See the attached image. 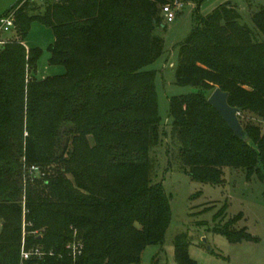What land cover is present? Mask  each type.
<instances>
[{
  "label": "trees",
  "instance_id": "1",
  "mask_svg": "<svg viewBox=\"0 0 264 264\" xmlns=\"http://www.w3.org/2000/svg\"><path fill=\"white\" fill-rule=\"evenodd\" d=\"M176 1L195 5L176 84L199 89L170 100L180 167L211 184L224 183L225 168L264 182L262 126L239 116L244 142L208 103L219 87L241 115L264 118V5L249 26L231 0L207 14L206 0H17L6 11L15 36L0 51V264H21L23 243L44 252L30 264H141L164 242L171 208L153 179L161 116L147 67L164 53L163 7ZM35 20L52 29L50 63L65 73L37 78L42 50L25 45ZM240 217L218 228L231 242L253 238L231 229ZM186 246L178 236L176 260L195 264Z\"/></svg>",
  "mask_w": 264,
  "mask_h": 264
},
{
  "label": "rangeland",
  "instance_id": "2",
  "mask_svg": "<svg viewBox=\"0 0 264 264\" xmlns=\"http://www.w3.org/2000/svg\"><path fill=\"white\" fill-rule=\"evenodd\" d=\"M239 7L241 22L253 26L251 15L264 0H231ZM17 0H0V13ZM203 10V8H201ZM195 5L188 3L176 11V18L163 32L164 53L147 69L156 72L158 111L161 116V143L152 151L155 160V182L163 184L170 201L171 221L162 244L149 245L142 253L141 264H179L175 255V241L183 236L188 256L195 264H264V182L257 175L247 178L244 170L225 168L224 183L211 184L191 179L181 169L179 142L172 135L170 100L174 96L199 92L192 86L176 84L175 70L178 65V43L191 31L195 20ZM15 36L14 28L0 32V38L8 40ZM55 36L51 28L41 21L32 22L25 45L39 47L42 55L38 61L36 76L65 73L62 65L50 63V45ZM3 45L0 43V51ZM246 123L251 120L264 129V118L251 112L239 115ZM232 230L246 229L253 238L231 242L220 232L230 221ZM2 222L0 221V232Z\"/></svg>",
  "mask_w": 264,
  "mask_h": 264
},
{
  "label": "built area",
  "instance_id": "3",
  "mask_svg": "<svg viewBox=\"0 0 264 264\" xmlns=\"http://www.w3.org/2000/svg\"><path fill=\"white\" fill-rule=\"evenodd\" d=\"M183 6L184 4L178 1H176L174 4L165 5L163 7V11L167 21L173 22L176 18V11L181 9ZM14 26H15V10H12L0 17V32L10 31L14 28ZM30 172L37 174L40 172V168L37 166H31ZM82 247H83V243L81 240H77V237L73 242L68 244V248H70L75 255L81 253ZM43 255L44 252L39 248L28 249L26 248L25 243H23L21 250V264H30V262L33 260L41 259Z\"/></svg>",
  "mask_w": 264,
  "mask_h": 264
},
{
  "label": "water",
  "instance_id": "4",
  "mask_svg": "<svg viewBox=\"0 0 264 264\" xmlns=\"http://www.w3.org/2000/svg\"><path fill=\"white\" fill-rule=\"evenodd\" d=\"M229 96V92L218 87L209 95L208 103L217 110L234 135L248 143L250 141L249 133L245 130L239 118L241 108L231 106Z\"/></svg>",
  "mask_w": 264,
  "mask_h": 264
},
{
  "label": "crops",
  "instance_id": "5",
  "mask_svg": "<svg viewBox=\"0 0 264 264\" xmlns=\"http://www.w3.org/2000/svg\"><path fill=\"white\" fill-rule=\"evenodd\" d=\"M225 1H227V0H206L205 2H203L202 4H201V6H200V11H201V13H203V14H207V13H209V12H211L214 8H216L218 5H220L221 3H223V2H225ZM15 4V3H14ZM12 6V5H11ZM10 6V7H11ZM9 7V8H10ZM9 8H7V9H5V11H3L2 13H0V17L1 16H3V15H5L7 12V10L9 9ZM201 8H203V10L201 9ZM11 31V30H10ZM10 31H8V32H10ZM2 32V31H1ZM13 38V37H12ZM12 38H10V39H12ZM10 39H8V40H10ZM8 40H4L3 38H0V43L3 45L6 41H8Z\"/></svg>",
  "mask_w": 264,
  "mask_h": 264
}]
</instances>
